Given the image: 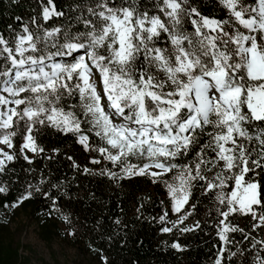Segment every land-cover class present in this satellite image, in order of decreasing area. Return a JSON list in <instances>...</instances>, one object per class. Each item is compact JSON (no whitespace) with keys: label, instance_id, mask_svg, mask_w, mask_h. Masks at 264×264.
Returning a JSON list of instances; mask_svg holds the SVG:
<instances>
[{"label":"snow or ice","instance_id":"6c2138e0","mask_svg":"<svg viewBox=\"0 0 264 264\" xmlns=\"http://www.w3.org/2000/svg\"><path fill=\"white\" fill-rule=\"evenodd\" d=\"M36 3L37 14L0 30V195L12 190L10 164L32 165L45 152L38 137L54 130L99 166L66 155L81 175L162 187L170 207L158 217L161 233L211 224V264H264V0ZM52 152L42 158L60 155ZM71 186L49 173L4 207L45 198L47 215L61 213L74 237L75 220L57 204L82 199ZM169 247L186 250L176 240Z\"/></svg>","mask_w":264,"mask_h":264},{"label":"trees","instance_id":"16d2710c","mask_svg":"<svg viewBox=\"0 0 264 264\" xmlns=\"http://www.w3.org/2000/svg\"><path fill=\"white\" fill-rule=\"evenodd\" d=\"M55 2L58 8L63 4V0H55ZM33 9H36V12ZM38 12L36 0H15V2L0 0V30L6 31L8 24L16 26L18 22L15 21V17L17 16L27 20ZM204 12L211 13L212 8H206ZM38 143L45 152L35 157L32 165H28L22 158L10 164L14 171L4 177L12 190L8 195H0V221L5 219L9 221L0 223V264H30L31 262V256L22 252L26 247L22 240L26 223H17L15 227L11 225L19 214H26L28 218L36 222L38 233L45 242L56 237L69 241L82 249L92 262L101 263L100 257L104 255L108 257L107 264H211L214 246L217 244L213 225L209 224L203 232L184 235L178 232L164 234L159 231L161 225L157 222L158 217L163 214L164 209L170 207L167 193L162 187L153 185L144 178L122 181V187H117L107 178L81 175L73 170L72 162L66 159V155H71L78 164L87 165L90 168L99 166L89 164L88 154L83 152L82 147L77 145L74 139L58 134L54 130L45 129L38 137ZM54 148L60 149V155L54 160L42 158L53 155ZM108 166L111 167V165ZM29 168L33 169L31 175L26 171ZM49 173L52 182L63 181L67 184L71 181L72 186L68 188L69 194L82 197L76 200L60 197L57 201L63 214L72 215L75 220L77 235L74 237L65 236V224L62 218H59L61 213H53L57 218H50L47 215L50 201L45 198L27 200L16 208L4 207L5 204L15 201L22 193V184L29 182L36 184L39 179ZM49 191L53 196L57 194L55 189H49ZM90 193H94L95 198H92ZM149 196L151 198L146 199ZM162 200L165 201L163 205L160 203ZM141 204L143 207L140 209V219H137L136 209ZM169 215L173 220L176 219L170 211ZM151 217H156L157 220H151ZM200 218L197 216V219ZM117 219L121 221V225H127V228L121 231V226L115 224ZM97 222L100 224L98 230ZM125 233L128 236L127 243L124 247H120L118 241L124 237ZM110 236L113 237L111 246L108 241ZM139 240H143L144 243L138 244ZM174 240L186 246V250L178 252L170 248L169 245Z\"/></svg>","mask_w":264,"mask_h":264},{"label":"rangeland","instance_id":"374dc122","mask_svg":"<svg viewBox=\"0 0 264 264\" xmlns=\"http://www.w3.org/2000/svg\"><path fill=\"white\" fill-rule=\"evenodd\" d=\"M21 222L26 223L22 237L26 247L22 252L31 256L30 264H101L90 261L82 249L59 237L45 242L38 233L36 222L26 214H19L11 225L15 227Z\"/></svg>","mask_w":264,"mask_h":264}]
</instances>
